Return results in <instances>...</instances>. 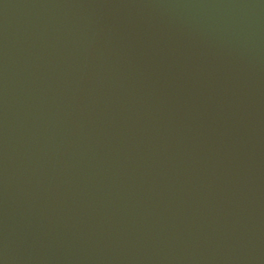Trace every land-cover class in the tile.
Instances as JSON below:
<instances>
[{"label": "water", "instance_id": "water-1", "mask_svg": "<svg viewBox=\"0 0 264 264\" xmlns=\"http://www.w3.org/2000/svg\"><path fill=\"white\" fill-rule=\"evenodd\" d=\"M0 264H264V0H0Z\"/></svg>", "mask_w": 264, "mask_h": 264}]
</instances>
